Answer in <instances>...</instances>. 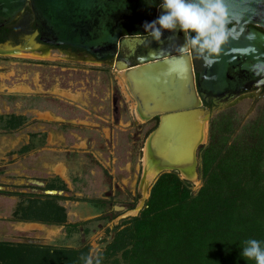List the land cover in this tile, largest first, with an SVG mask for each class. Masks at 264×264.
Segmentation results:
<instances>
[{
  "label": "rangeland",
  "instance_id": "obj_1",
  "mask_svg": "<svg viewBox=\"0 0 264 264\" xmlns=\"http://www.w3.org/2000/svg\"><path fill=\"white\" fill-rule=\"evenodd\" d=\"M28 109L35 117L43 116V129L48 119V157L51 168L59 161L63 176L51 173L43 188L17 186L25 193H14L19 201L12 200L11 205L3 203L7 191L0 192V213L8 217L0 219V242L55 249L87 247L85 264H90L112 240L114 227L136 216L149 196L155 178L149 177L153 169L147 166L145 146L158 117H140L123 73L110 62L71 57L58 49L0 54V125L8 127L13 114ZM229 112L233 133L228 144L242 126L264 117V104L250 109V101L243 100ZM222 114L213 115L212 123ZM37 122H33L35 129L41 127ZM205 126L206 135L195 150L193 176L179 174L193 193L203 183L201 155L211 131L207 133ZM51 185L54 189L48 190ZM46 195L62 197L54 202L64 209L63 225L11 224L28 222L20 213ZM114 206L124 210L114 211Z\"/></svg>",
  "mask_w": 264,
  "mask_h": 264
},
{
  "label": "water",
  "instance_id": "obj_2",
  "mask_svg": "<svg viewBox=\"0 0 264 264\" xmlns=\"http://www.w3.org/2000/svg\"><path fill=\"white\" fill-rule=\"evenodd\" d=\"M159 3L160 0H0V27L30 6L36 28L21 44L0 43V54L28 53L42 49L41 43H46L80 48L97 59H113L110 64L123 73L140 117H158L145 146L147 166L156 172L154 183L165 173L190 174L205 124L208 128L213 114L237 98L240 85L247 82L245 74L255 73L257 64L264 65V0H224L226 26L234 29L239 38H229L211 67L204 66L196 50L190 49L191 53L181 58L179 48L185 45L186 37L178 26L173 32L163 31L159 43L146 35L143 25L161 14L156 11ZM210 100L212 110L203 108L202 104ZM113 209L124 210L119 206Z\"/></svg>",
  "mask_w": 264,
  "mask_h": 264
},
{
  "label": "trees",
  "instance_id": "obj_3",
  "mask_svg": "<svg viewBox=\"0 0 264 264\" xmlns=\"http://www.w3.org/2000/svg\"><path fill=\"white\" fill-rule=\"evenodd\" d=\"M210 129L199 190L193 193L177 172L162 174L143 209L114 227L112 240L90 264H255L241 253L250 239L264 248V117L242 126L229 144L230 118L222 115ZM45 197L19 217L63 225L64 209L54 202L62 197ZM87 259V247L0 242V264H85Z\"/></svg>",
  "mask_w": 264,
  "mask_h": 264
},
{
  "label": "clouds",
  "instance_id": "obj_4",
  "mask_svg": "<svg viewBox=\"0 0 264 264\" xmlns=\"http://www.w3.org/2000/svg\"><path fill=\"white\" fill-rule=\"evenodd\" d=\"M155 2V0H153ZM161 14L153 21L143 25L145 33L152 40L162 42L163 31L179 30L185 33L186 43L179 48L183 54L196 50L197 58L204 62L205 67H211L217 62L222 46L229 38L238 39L235 30L227 28V11L224 0H160L157 5ZM194 33L189 41V34ZM250 39L253 37H249ZM255 51V49H245ZM258 72L264 71V65L257 64ZM242 257L254 260L255 264H264V248L260 242L250 239L245 242Z\"/></svg>",
  "mask_w": 264,
  "mask_h": 264
},
{
  "label": "crops",
  "instance_id": "obj_5",
  "mask_svg": "<svg viewBox=\"0 0 264 264\" xmlns=\"http://www.w3.org/2000/svg\"><path fill=\"white\" fill-rule=\"evenodd\" d=\"M33 112V109H28V111L23 113L16 112L13 114V121H11L8 127L7 124L4 125L3 123L0 125V192L7 191L5 195H9V197L5 196L6 201H3L6 205H11L12 200L15 203L19 201V197L14 195V193H25V191L17 186L30 185L38 188L41 186L43 188L49 184L51 173L61 178L63 176V168L60 166L59 161L51 168V162L48 157V119L45 120L46 129H43V116L35 117ZM34 120H37V124L40 123L41 127L35 129L33 124ZM19 122L21 125H19ZM36 133L41 134L36 135ZM44 134L46 136L45 139L43 138ZM45 151L46 156H44ZM2 185L6 187L3 188ZM33 191L37 192L35 189ZM40 193L43 195L46 192L42 189ZM1 204L0 202V208L2 209ZM32 217V220L28 222L12 221L11 224L39 225L41 223L35 221V216ZM7 218V216L0 213V219L7 220Z\"/></svg>",
  "mask_w": 264,
  "mask_h": 264
},
{
  "label": "flooded vegetation",
  "instance_id": "obj_6",
  "mask_svg": "<svg viewBox=\"0 0 264 264\" xmlns=\"http://www.w3.org/2000/svg\"><path fill=\"white\" fill-rule=\"evenodd\" d=\"M158 7L156 6V11ZM36 30L35 28V16L30 6L24 8V10L16 15V17L8 24L0 27V43L11 41L13 44H21L23 43L24 37L26 35L32 34ZM123 33L125 30L123 29ZM146 35H149L148 33ZM190 37V34H189ZM35 40L39 43V36H36ZM43 45L42 49L50 50V49H58L63 53L71 56L89 59L92 61H99L103 63H109L113 59L110 57H105L103 59H97L93 54H89L80 48L69 47L67 45L55 46L51 44L41 43ZM255 70V69H254ZM253 73L252 71L248 74H245V79L247 82L240 85V93L237 95V98L230 103V105L223 110L214 113L213 115H217L219 113H223L225 115V119L227 120L230 116V112L234 110L235 106L242 102L243 100L250 101V109H255L259 104H264V71ZM203 108L210 109L214 107L213 102L210 100L208 103L202 104ZM213 117V116H212ZM212 117L209 121L208 132L210 131L212 124ZM158 124V123H157ZM157 126V125H156Z\"/></svg>",
  "mask_w": 264,
  "mask_h": 264
},
{
  "label": "bare ground",
  "instance_id": "obj_7",
  "mask_svg": "<svg viewBox=\"0 0 264 264\" xmlns=\"http://www.w3.org/2000/svg\"><path fill=\"white\" fill-rule=\"evenodd\" d=\"M206 125V124H205ZM206 126L204 127V130H202L201 133V139H203V136L206 135V130H205ZM202 141V140H201ZM190 174L188 176H186L185 174H183L184 177H192L193 176V168H191ZM156 175L155 170H153L152 172H150L149 177H151V179H153Z\"/></svg>",
  "mask_w": 264,
  "mask_h": 264
}]
</instances>
